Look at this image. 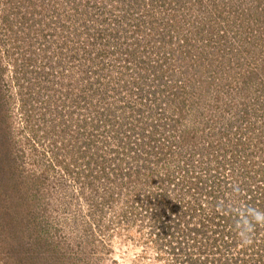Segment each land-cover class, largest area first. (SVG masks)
Listing matches in <instances>:
<instances>
[{
	"label": "rangeland",
	"instance_id": "obj_1",
	"mask_svg": "<svg viewBox=\"0 0 264 264\" xmlns=\"http://www.w3.org/2000/svg\"><path fill=\"white\" fill-rule=\"evenodd\" d=\"M211 175L264 187V0H0V264H264Z\"/></svg>",
	"mask_w": 264,
	"mask_h": 264
},
{
	"label": "trees",
	"instance_id": "obj_2",
	"mask_svg": "<svg viewBox=\"0 0 264 264\" xmlns=\"http://www.w3.org/2000/svg\"><path fill=\"white\" fill-rule=\"evenodd\" d=\"M207 170L209 171L208 168ZM254 171L255 173L251 172L248 169L242 170L241 171L242 176H240L239 178L245 177V179L249 181L253 180L252 178L256 179L260 175L261 171H259V169H255ZM205 173H207V171ZM211 177L213 178L212 181L214 182H211V185H209L207 194L211 195L210 198L212 200L214 196L216 197L215 203L212 202L216 210L214 209L215 210L214 213L210 214L209 218L216 219L218 222L217 227H220L221 229L223 228L225 230H229L230 226L233 227V226L241 225L244 226L245 228L248 227V229L250 230L252 229L255 230L254 231L255 234L260 235L261 232L259 230V223H260L259 219H260L261 210L264 208V187H257L249 183V185L247 184V186L243 190L244 193L243 196L240 193L241 188L238 186L235 187L236 181L233 182L232 190H231L230 189L231 185L219 180L216 175H211ZM263 177L262 179L264 180ZM216 180L219 181L216 182ZM234 194H237L238 197L233 198L232 196ZM223 203L224 205H222ZM198 232L199 230H197V233ZM215 234L216 236L212 237L213 239L210 242L214 246L221 245L231 250V247L229 246L232 241L229 240V237L227 235L220 233H215ZM197 254L199 256H197L196 260L200 261L201 264H218V263L236 264L237 261H239L238 258H235L234 262L232 259H227L225 255L222 253V251L219 249L216 254L215 253L210 254L205 250L198 251Z\"/></svg>",
	"mask_w": 264,
	"mask_h": 264
}]
</instances>
